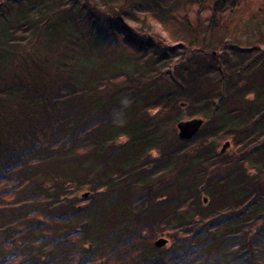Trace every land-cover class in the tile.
I'll use <instances>...</instances> for the list:
<instances>
[{"label":"trees","instance_id":"trees-1","mask_svg":"<svg viewBox=\"0 0 264 264\" xmlns=\"http://www.w3.org/2000/svg\"><path fill=\"white\" fill-rule=\"evenodd\" d=\"M258 50L264 0H0V264H264Z\"/></svg>","mask_w":264,"mask_h":264},{"label":"water","instance_id":"water-1","mask_svg":"<svg viewBox=\"0 0 264 264\" xmlns=\"http://www.w3.org/2000/svg\"><path fill=\"white\" fill-rule=\"evenodd\" d=\"M202 123H203V119L201 117H191L187 119L178 120L175 124L177 137L179 139H189L190 137L196 134ZM229 146H230V142L228 140H225L221 144L219 151L224 152ZM87 194L88 192H83L82 196H87ZM203 201L205 202L206 199L203 198ZM167 243H168V239L163 236H159L154 240V245H156L157 247H162Z\"/></svg>","mask_w":264,"mask_h":264},{"label":"rangeland","instance_id":"rangeland-1","mask_svg":"<svg viewBox=\"0 0 264 264\" xmlns=\"http://www.w3.org/2000/svg\"><path fill=\"white\" fill-rule=\"evenodd\" d=\"M160 37H162V36H160ZM248 38H249V40H248V43H250L251 41H253V40H258V39H256V35L255 34H252V35H250V36H247ZM163 39H165V40H167L170 44H175L177 41H175V40H172V39H170V38H168L167 37V35L166 34H163V37H162ZM260 40H262V39H260ZM231 41H233L234 43H240V42H243V38H241V37H238L237 39L236 38H234V39H231ZM206 46L207 47H214V48H216L215 47V44L214 43H211V42H209V43H207L206 44ZM177 54H179L180 52H181V50H180V48H178L177 49ZM253 55H255V57L257 58V64H262V62L264 61V58L262 57V55H261V52L258 50V51H254L253 52ZM177 57V56H176ZM261 57V58H260ZM260 59V60H259ZM258 67V66H257ZM201 115L202 114H200V112H198V113H196L194 116H192V117H201ZM187 118H191V117H184L183 119H187ZM225 140H217V148H219V147H221V144L224 142ZM65 191L67 192V197H69V198H74L75 200V202L76 203H79V202H81V204H84V203H86L87 201H88V199H89V197L88 196H82L81 194L83 193V191H86V189H77L76 187H75V185H69L66 189H65ZM159 236H157L156 238H158ZM163 237H164V235H163ZM155 238V239H156ZM154 239V240H155Z\"/></svg>","mask_w":264,"mask_h":264}]
</instances>
